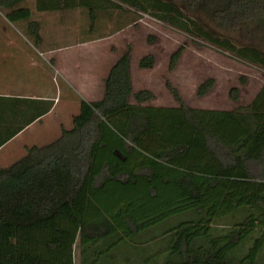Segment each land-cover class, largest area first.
<instances>
[{
  "label": "trees",
  "instance_id": "16d2710c",
  "mask_svg": "<svg viewBox=\"0 0 264 264\" xmlns=\"http://www.w3.org/2000/svg\"><path fill=\"white\" fill-rule=\"evenodd\" d=\"M26 1L0 0V7L10 9L11 22L27 21L39 46L40 26ZM76 9L86 11L90 32L114 10L136 12L264 71V0H35L41 13ZM129 63L126 51L101 99L80 101L70 130L61 127L56 141L0 168V264H74L75 249L79 264H99L182 215L161 235L162 264H264V85L235 110L192 109L178 99L177 107L142 106L153 96L132 93ZM152 65L151 56L138 63L141 70ZM212 85L206 80L197 95ZM230 93L237 101V90ZM39 103L0 96V148L52 108ZM225 219L230 227L214 234Z\"/></svg>",
  "mask_w": 264,
  "mask_h": 264
},
{
  "label": "rangeland",
  "instance_id": "374dc122",
  "mask_svg": "<svg viewBox=\"0 0 264 264\" xmlns=\"http://www.w3.org/2000/svg\"><path fill=\"white\" fill-rule=\"evenodd\" d=\"M23 8H26V5H23ZM59 12L61 13L56 15L63 17L64 29L58 27L55 29L56 27L51 26L54 25L51 21L46 28H43V34L47 38L59 37L63 34L66 44L93 42V49L87 52L80 51L74 55V58L90 57L95 59L96 63L103 60L104 74L109 64L117 61L128 51L132 93L148 91L153 96L151 100L141 104L142 106L169 108L177 107L181 102L185 107L192 109L235 110L247 106L264 85L263 70L243 63L214 47L202 44L147 15L136 12H133V15L114 10L108 16H101L94 30L90 32L85 10ZM8 13L10 9L0 7V38L16 39L19 41L18 48L29 49L35 55L34 48L39 46L35 45L28 36L26 28L19 21L11 22L8 19ZM127 23L130 24L116 31L118 27ZM5 49L10 51L11 47H6L2 43L0 60L3 57L4 59L0 61V96L7 92L10 96L17 97L21 82L29 83L35 79L30 76L33 72L30 70L29 73L28 62L24 59L14 62L16 56L13 58L7 55L9 58L5 59L7 54ZM177 50L180 51V55L171 65V55ZM145 56L153 58V65L141 70L138 63ZM208 79L213 80L211 89L204 96H198L197 88ZM231 89L237 90V101L231 99ZM58 100L56 111L45 119L42 126L37 128L33 126L25 132L23 130L22 134L19 133L20 135L0 148V168H8L20 160L25 156L27 148L43 147L56 141L60 136L61 127L66 130L72 128V118L79 112L80 95L70 87L66 88ZM128 102L137 104L131 97L128 98ZM126 142L129 143L128 140ZM182 220H185L184 215L176 216L134 236L113 249L111 255L102 259L99 264H162L166 257V243L161 235ZM229 227V219L218 222L214 234H222ZM255 235L257 233L252 234V238ZM252 238L236 249V257H241L247 251ZM259 258L264 262V247ZM74 264H79L77 249L74 251Z\"/></svg>",
  "mask_w": 264,
  "mask_h": 264
},
{
  "label": "crops",
  "instance_id": "0c3cea01",
  "mask_svg": "<svg viewBox=\"0 0 264 264\" xmlns=\"http://www.w3.org/2000/svg\"><path fill=\"white\" fill-rule=\"evenodd\" d=\"M23 5H26V8L30 11V21L37 22L40 26L41 41L39 48H34L35 55L31 53L29 49L23 50L18 48L17 44L19 41L16 39L3 40L0 38V45L4 43V46L11 47L10 51L5 49L7 53L6 56L8 55L13 58L16 56L17 59L14 62H17L18 59L26 60V62H28L29 73L30 70L33 72L30 76L34 78L35 81L29 83H27V81H22L17 97L34 99L35 101L41 102L39 105L42 106H46L47 102L52 103L50 111L29 125L23 131L25 132L33 126L37 128L44 124L45 119L56 111L57 105L59 104L58 98H61L66 88L72 87L75 93L77 92V94L80 95V99L85 102L90 103L99 101L104 91V80L116 61L109 64L104 74L103 60L96 63L95 59L93 60V58L90 57L86 59H81L80 57L74 58V55L80 53V51L87 52V50L93 49V42L66 44L64 43L65 38L63 34L59 37L51 36L47 38L46 35L43 34V28H46L49 22H53L54 25L51 26L56 27L55 29H64L63 26L65 23L62 22L63 17H61V15L57 16L59 15L58 13L61 12H37L35 11V0H27ZM19 22L24 28L27 27V21ZM6 56L5 59H8L9 57ZM2 59H4V57ZM2 59L0 61H2ZM32 93L35 94L32 95ZM2 95L10 96L7 92ZM23 132H21V134Z\"/></svg>",
  "mask_w": 264,
  "mask_h": 264
}]
</instances>
